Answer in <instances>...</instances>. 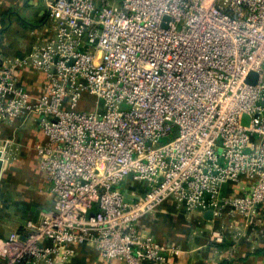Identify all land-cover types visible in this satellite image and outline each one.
Segmentation results:
<instances>
[{"label":"built area","instance_id":"built-area-1","mask_svg":"<svg viewBox=\"0 0 264 264\" xmlns=\"http://www.w3.org/2000/svg\"><path fill=\"white\" fill-rule=\"evenodd\" d=\"M47 17L53 41L0 57V123L45 136L52 207L16 231L0 221V264H69L80 246L163 264L172 249L140 222L170 202L189 217L227 210L235 243L262 223L264 0H51ZM22 71L43 77L41 96ZM16 144L0 140V179Z\"/></svg>","mask_w":264,"mask_h":264},{"label":"crops","instance_id":"crops-1","mask_svg":"<svg viewBox=\"0 0 264 264\" xmlns=\"http://www.w3.org/2000/svg\"><path fill=\"white\" fill-rule=\"evenodd\" d=\"M49 1L0 0V57L25 56L38 42L55 39L54 25L47 17ZM18 77L31 94H43L41 75L22 71ZM11 138L17 144L0 179V221L7 232L18 230L27 220H36L41 211L52 207L51 185L38 168L36 153V147L45 143V136L33 121L0 123V140ZM131 189L145 191L143 184H134ZM229 189L230 185H224L222 194ZM212 214L208 211L189 217L170 202L142 219L140 228L145 235L172 249L163 264H264V211L262 223L258 227L249 226L245 237L237 243L228 235L232 225L228 211L217 218ZM212 228L224 233L223 244L209 240ZM69 264L121 263H107L97 251L80 246Z\"/></svg>","mask_w":264,"mask_h":264},{"label":"water","instance_id":"water-1","mask_svg":"<svg viewBox=\"0 0 264 264\" xmlns=\"http://www.w3.org/2000/svg\"><path fill=\"white\" fill-rule=\"evenodd\" d=\"M256 80H257V76L255 74H253V73H250L248 78H247V82L250 83V84H255ZM126 197H127V199L129 198L128 195H126ZM207 216H208V218H211V213H208Z\"/></svg>","mask_w":264,"mask_h":264},{"label":"bare ground","instance_id":"bare-ground-1","mask_svg":"<svg viewBox=\"0 0 264 264\" xmlns=\"http://www.w3.org/2000/svg\"><path fill=\"white\" fill-rule=\"evenodd\" d=\"M1 165H2V163H1V161H0V167H1Z\"/></svg>","mask_w":264,"mask_h":264}]
</instances>
